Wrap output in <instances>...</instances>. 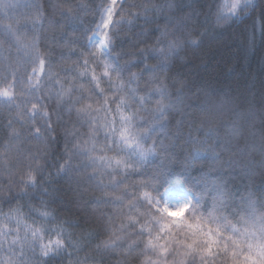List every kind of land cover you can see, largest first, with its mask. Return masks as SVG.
Listing matches in <instances>:
<instances>
[{
  "label": "snow or ice",
  "instance_id": "1",
  "mask_svg": "<svg viewBox=\"0 0 264 264\" xmlns=\"http://www.w3.org/2000/svg\"><path fill=\"white\" fill-rule=\"evenodd\" d=\"M17 6L0 0V7ZM25 7L31 9V36L22 34L24 25L19 20L11 22L10 16H4L9 23H0L9 50L23 52L15 61L9 58L11 71L0 79V103L17 109L0 150V201L11 204L29 199L27 213L19 204L8 212L0 209V264H49L65 254L70 264L96 260L103 264L105 259L115 264H264V195L253 200L251 194L229 190L226 181L212 179L211 168L192 174L193 162L205 153H215L219 145L191 135L199 129H193L194 113L184 108L199 110L198 106L184 99L183 81H172L173 93L169 77L162 75L174 50L185 41L197 44V37L210 28H223L250 15L257 7L253 0H212L204 6L207 11L190 12L179 23L167 20L163 28L157 25L149 34L148 47L130 54L141 60L129 59L123 65L121 53L115 51L119 26L142 16L147 20L149 12L159 13L161 8L153 0L139 5L102 0L87 29L86 44L81 50L71 47L68 57L61 53L56 59L50 48L41 50L35 32L44 19L42 6ZM57 8L62 16L73 12L69 0ZM137 8L140 11H131ZM71 56L76 59L65 67ZM148 59L158 63L149 65ZM21 62L30 71L25 68L27 88L18 90L16 73ZM140 63V72L130 71ZM174 111L186 118L177 120L175 127L179 131L187 122L192 150L181 169L157 168L148 173L147 166L159 155L175 156L170 151L174 145L166 142L173 139L168 133ZM58 128L65 144L61 158L50 152V145L58 143ZM32 140L44 147L13 151L14 143ZM49 168L55 172H47ZM69 174L81 195L84 185H94L101 192L95 202L111 208L94 209L89 217L101 229L88 233L98 240L91 245L96 256H79L80 241L73 239L67 231L69 222L51 206L56 199H43L52 195L48 187L52 176ZM33 199L38 205L31 204Z\"/></svg>",
  "mask_w": 264,
  "mask_h": 264
},
{
  "label": "trees",
  "instance_id": "2",
  "mask_svg": "<svg viewBox=\"0 0 264 264\" xmlns=\"http://www.w3.org/2000/svg\"><path fill=\"white\" fill-rule=\"evenodd\" d=\"M2 2L18 6L7 9L0 7V23L10 22L4 19L5 15L13 18L11 22L19 20L24 25L21 33L28 36L33 34V27L29 19L31 9L25 5L36 3L42 6L44 19L35 32L40 37L41 50L50 48L56 59L61 53L68 57L71 47L81 50L86 44V36L90 35L87 29L92 26L102 0H69L73 12L67 16H62L57 8L64 0H2ZM143 2L144 0H129V3L137 5ZM211 2L212 0H153V3L161 8L159 13L149 12L147 20L142 16L131 24L124 23L119 26L115 51L121 53L120 63L123 65L129 59L141 60L140 57L130 54L137 53L141 48L151 44L152 36L149 34L157 25L163 28L167 20L173 23L182 22L184 16L190 12L207 11L204 6ZM253 2L257 7L250 15L241 17L223 28H210L202 37H197L198 43L195 45L185 41L181 47L173 51L162 75L166 74L169 77V90L173 93L175 90L171 88L172 81H183L186 85L184 99L189 105L198 106L199 110L184 108L185 112L194 113L196 123L193 129H199L192 130L191 135L200 140H207L208 145H219L215 153H205L199 160L193 162L192 174L198 175L211 168L214 172L212 179L219 177L227 182L229 190H238L240 194L246 196L251 194V198L257 200L264 195V19H261L264 15V3H261V0ZM169 4L174 7L169 8ZM131 11L137 12L140 9ZM203 19L204 16L201 15L200 20ZM191 30L189 28L184 31ZM199 31L205 30L200 28ZM177 35L182 36L183 32H178ZM68 41L75 43L69 45ZM10 57L15 61L23 57V52L17 53L14 48L9 50L4 36L0 34V79L11 71ZM179 58L184 61H179ZM75 59L76 56L69 57L64 66L71 67V62ZM146 63L156 65L158 61L148 59ZM12 66L16 65L13 63ZM142 67L143 63H140L130 71L140 72ZM25 68L30 71V67L21 62L16 73L18 90L27 88ZM127 74L126 71L124 75ZM147 76L145 73V79ZM16 112L15 107L0 103V150L8 140V121L14 120ZM67 119L65 116V120ZM177 120L186 118L180 112L174 111L170 117L168 133L173 139L166 141L174 145L170 151H173L175 156L159 155L147 166L148 173L157 168L165 171L179 170L188 158L192 150V145L187 142L190 139V129L185 122L178 131L175 127ZM201 121H204L202 128ZM13 126L20 128L19 123L15 121ZM57 134L58 143L50 145V152L61 158L65 144L60 128L57 129ZM177 136L179 138H176ZM16 147L36 151L44 145L32 140L30 143L28 141L14 143L13 151ZM49 159L51 161V157ZM47 172L54 173L55 168H49ZM72 175L52 176L53 183L48 186L52 195L43 199H56V203L51 206L69 222L67 231L73 235V239L80 241L83 250L79 252V256L83 257L85 254L96 256L98 254L92 250L91 245L98 240L95 236H88V233H97L101 229L98 223L89 219L93 211L91 208L96 207L102 211H110L111 208L95 202L94 197H101V192L94 185H84L81 195V189L71 179ZM133 180L135 178L129 183ZM15 191L18 192L19 189ZM18 204L24 206L23 212H28L27 197L19 201L13 200L11 204L0 201V209L8 212ZM31 204L38 205V201L33 199ZM49 264H70V259L65 254L49 261ZM89 264H100V261H90ZM103 264H115V261L105 259Z\"/></svg>",
  "mask_w": 264,
  "mask_h": 264
},
{
  "label": "rangeland",
  "instance_id": "3",
  "mask_svg": "<svg viewBox=\"0 0 264 264\" xmlns=\"http://www.w3.org/2000/svg\"><path fill=\"white\" fill-rule=\"evenodd\" d=\"M179 61H184V60H180V58H179ZM92 210H94V209H98V208H96V207H93V208H91Z\"/></svg>",
  "mask_w": 264,
  "mask_h": 264
}]
</instances>
